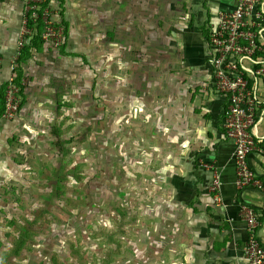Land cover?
Segmentation results:
<instances>
[{
    "label": "rangeland",
    "instance_id": "obj_1",
    "mask_svg": "<svg viewBox=\"0 0 264 264\" xmlns=\"http://www.w3.org/2000/svg\"><path fill=\"white\" fill-rule=\"evenodd\" d=\"M107 1L71 2L65 42L24 67L0 264H180L175 237L157 245L175 220L173 154L140 105L142 67L155 74L165 43L126 41Z\"/></svg>",
    "mask_w": 264,
    "mask_h": 264
},
{
    "label": "crops",
    "instance_id": "obj_2",
    "mask_svg": "<svg viewBox=\"0 0 264 264\" xmlns=\"http://www.w3.org/2000/svg\"><path fill=\"white\" fill-rule=\"evenodd\" d=\"M74 1L59 0L61 21ZM107 2L112 19L126 27V41L165 43L158 49L165 61L154 69V75L145 72L150 67H142L139 85L142 119L157 118L156 135L164 151L160 152L173 154L168 191L175 202V220L157 245L175 237L180 264H248L240 249L246 236L240 212L243 204L256 211L257 236L264 248V115L253 129L256 148L248 155L256 177L240 195L233 184L234 145L222 129L225 102L211 89L207 44L219 13L233 10L236 0ZM21 10L20 0H0V87L13 70L9 59L16 53ZM43 46L44 41L21 65L24 75V67ZM15 118L12 121L17 122ZM14 129L0 114V181L10 180L7 175L13 170L10 140Z\"/></svg>",
    "mask_w": 264,
    "mask_h": 264
},
{
    "label": "built area",
    "instance_id": "obj_3",
    "mask_svg": "<svg viewBox=\"0 0 264 264\" xmlns=\"http://www.w3.org/2000/svg\"><path fill=\"white\" fill-rule=\"evenodd\" d=\"M20 1L22 12L16 57L35 35L37 24L42 26L40 35L45 44L57 48L65 42L59 0ZM207 41L211 89L224 99L222 129L234 145V192L244 195L243 190L256 177L248 155L256 148L253 129L264 115V3L236 0L233 10L219 13ZM15 80L13 69L4 88L2 117L7 120L15 118L22 102L21 88ZM214 185H219L217 178ZM209 191L214 192L213 189ZM240 212L246 233L240 249L248 264H264V248L257 236L256 211L243 204Z\"/></svg>",
    "mask_w": 264,
    "mask_h": 264
},
{
    "label": "trees",
    "instance_id": "obj_4",
    "mask_svg": "<svg viewBox=\"0 0 264 264\" xmlns=\"http://www.w3.org/2000/svg\"><path fill=\"white\" fill-rule=\"evenodd\" d=\"M62 24L64 26L65 34H66V27L64 24V21L62 20ZM41 24L36 25V33L35 35L28 41V44L25 45L20 51L18 56L13 62V69L16 74V80L15 82L20 85L21 93L23 90V78L24 74L22 71V64L27 60V58L31 55V51L33 49H38L43 43V40L41 39ZM66 36V35H65ZM22 83V84H21ZM6 86V82L0 87V114L2 115L4 110V88ZM23 94V93H22Z\"/></svg>",
    "mask_w": 264,
    "mask_h": 264
}]
</instances>
